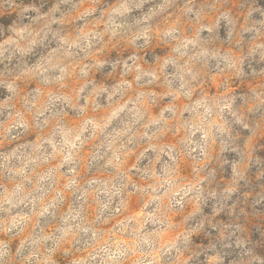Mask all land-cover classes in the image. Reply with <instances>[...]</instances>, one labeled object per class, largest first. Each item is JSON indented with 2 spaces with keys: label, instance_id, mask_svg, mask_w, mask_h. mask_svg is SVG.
I'll return each mask as SVG.
<instances>
[{
  "label": "clouds",
  "instance_id": "obj_1",
  "mask_svg": "<svg viewBox=\"0 0 264 264\" xmlns=\"http://www.w3.org/2000/svg\"><path fill=\"white\" fill-rule=\"evenodd\" d=\"M0 264H264V0H0Z\"/></svg>",
  "mask_w": 264,
  "mask_h": 264
}]
</instances>
